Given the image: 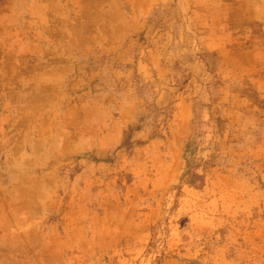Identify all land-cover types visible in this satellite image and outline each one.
Instances as JSON below:
<instances>
[{
    "label": "rangeland",
    "instance_id": "1",
    "mask_svg": "<svg viewBox=\"0 0 264 264\" xmlns=\"http://www.w3.org/2000/svg\"><path fill=\"white\" fill-rule=\"evenodd\" d=\"M0 264H264V0H0Z\"/></svg>",
    "mask_w": 264,
    "mask_h": 264
}]
</instances>
